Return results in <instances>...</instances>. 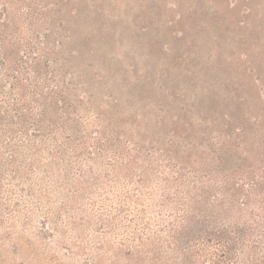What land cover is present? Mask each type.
I'll return each mask as SVG.
<instances>
[{"label": "rangeland", "instance_id": "rangeland-1", "mask_svg": "<svg viewBox=\"0 0 264 264\" xmlns=\"http://www.w3.org/2000/svg\"><path fill=\"white\" fill-rule=\"evenodd\" d=\"M0 264H264V0H0Z\"/></svg>", "mask_w": 264, "mask_h": 264}]
</instances>
